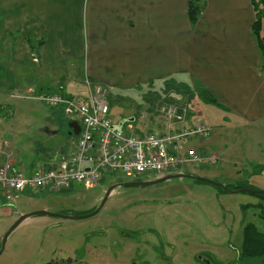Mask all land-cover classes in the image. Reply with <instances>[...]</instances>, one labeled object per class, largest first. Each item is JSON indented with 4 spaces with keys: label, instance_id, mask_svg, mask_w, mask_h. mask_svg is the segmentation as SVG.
<instances>
[{
    "label": "rangeland",
    "instance_id": "obj_1",
    "mask_svg": "<svg viewBox=\"0 0 264 264\" xmlns=\"http://www.w3.org/2000/svg\"><path fill=\"white\" fill-rule=\"evenodd\" d=\"M167 84L180 94L154 80L111 91V120L133 119L129 123L132 133L165 134L162 107H186L192 114L191 124L207 126L209 134L201 140H187L184 151L194 149L206 159H216L207 165L185 164L181 173L230 188L264 192V124L235 120L219 107L199 101L195 94L201 87L187 76L167 80ZM42 88L41 95L63 94L53 87ZM66 88L67 95H86L84 87V94L79 95L72 80ZM3 103L0 164H14L17 172L26 175L38 167H56L62 153L72 152L76 138L69 134L68 124L77 122L75 118L53 112L39 101ZM155 178L106 171L93 189L71 183L60 192L16 194L13 202L0 197V249L21 215L38 211L58 215L35 216L21 223L7 237L0 264L68 260L80 264H197V256H206L214 264H259L241 256L247 225L264 234V198L257 194H231L205 183L176 179L115 188L96 215L81 220L60 217L88 215L98 208L109 188Z\"/></svg>",
    "mask_w": 264,
    "mask_h": 264
},
{
    "label": "crops",
    "instance_id": "obj_2",
    "mask_svg": "<svg viewBox=\"0 0 264 264\" xmlns=\"http://www.w3.org/2000/svg\"><path fill=\"white\" fill-rule=\"evenodd\" d=\"M187 5L188 0H0V107L12 99L38 102L42 87L67 95L70 80L79 95L85 79L112 92L152 80L176 92L167 80L187 76L201 87L197 97L206 90L233 119L264 124V50L252 34L251 0H203L194 25ZM180 109L187 111L185 120L171 130L193 125L190 111Z\"/></svg>",
    "mask_w": 264,
    "mask_h": 264
},
{
    "label": "built area",
    "instance_id": "obj_3",
    "mask_svg": "<svg viewBox=\"0 0 264 264\" xmlns=\"http://www.w3.org/2000/svg\"><path fill=\"white\" fill-rule=\"evenodd\" d=\"M83 97L65 94H45L37 97L43 106L60 111L66 118H75L79 127L74 147L70 153H62L56 167L22 175L14 164L4 162L0 167V197L13 202L16 194L47 191L60 192L71 183H80L85 189H93L101 179V173H121L128 177L155 175L163 177L181 173L185 164H213L215 156L206 159L194 149L184 151L187 140L204 139L209 130L204 125L171 130L172 125L185 120L186 110L168 105L161 109L166 117L168 131L165 134L132 133L128 122L120 128L110 118L109 98L111 90L101 84L83 82ZM124 121V120H122ZM125 127V129H124Z\"/></svg>",
    "mask_w": 264,
    "mask_h": 264
},
{
    "label": "trees",
    "instance_id": "obj_4",
    "mask_svg": "<svg viewBox=\"0 0 264 264\" xmlns=\"http://www.w3.org/2000/svg\"><path fill=\"white\" fill-rule=\"evenodd\" d=\"M251 5L254 11V22L252 24V34L257 43V47L263 53L264 39L261 37V33L264 32V0H251ZM203 8V0H188L187 5V18L191 25H194ZM198 97L205 104L215 105L217 104L215 99L206 90H201L198 93ZM111 105V104H110ZM222 108V107H221ZM229 189L236 190L237 187H228ZM264 198L263 195H258ZM264 220V217L262 218ZM241 256L249 261H257L259 264H264V234L258 232L252 225H247L243 232V243ZM48 264H80L72 263L71 261H62L60 263H48Z\"/></svg>",
    "mask_w": 264,
    "mask_h": 264
},
{
    "label": "water",
    "instance_id": "obj_5",
    "mask_svg": "<svg viewBox=\"0 0 264 264\" xmlns=\"http://www.w3.org/2000/svg\"><path fill=\"white\" fill-rule=\"evenodd\" d=\"M132 121H133V119L121 121V122L118 123L116 128H120L124 123H126V122L130 123ZM68 128L71 129V131H72L71 134L73 136H75V137L78 136L79 127H78V124L76 122L69 123L68 124ZM176 179H189V180H192V181L205 183V184L212 185V186H214V187H216L218 189H221V190H223V191H225L227 193H231V194L238 193V192H246V193H250V194H257V195H263L264 196V192H262V191H253V190H247V189L231 190V189H229L226 186L216 184L214 182H211L209 180L203 179V178H201L199 176H196V175L178 173V174H175V175H167V176H163V177H158L155 180L150 181V182H128V183H122V184L115 185V186L109 188L105 192L104 197L102 198L98 208L95 209V211H93L92 213H90L88 215H84V216H73V217L72 216H60V217L64 218V219H67V220H81V219L90 218V217L96 215L101 210V208L103 207L105 201L111 195V193L113 192V190L115 188H119V187H122V188L145 187V186H151V185H154V184L167 182V181H171V180H176ZM35 216H58V215H54V214H51V213L46 212V211H38V212H33V213L21 215L18 218V220L14 223V225L11 227V229L8 231V233L4 236V238L2 240V243H1L0 254L2 253V251L4 249L5 241H6L7 237L9 236V234L14 229H16L21 223H23L27 219H29L31 217H35Z\"/></svg>",
    "mask_w": 264,
    "mask_h": 264
},
{
    "label": "flooded vegetation",
    "instance_id": "obj_6",
    "mask_svg": "<svg viewBox=\"0 0 264 264\" xmlns=\"http://www.w3.org/2000/svg\"><path fill=\"white\" fill-rule=\"evenodd\" d=\"M71 129H69V134H71ZM73 136V135H72ZM75 137V136H74ZM157 178V177H156ZM155 178V179H156ZM154 179V180H155ZM150 181H153V180H148V181H144V182H150ZM136 182H142V181H136ZM196 261H197V264H214L208 257L206 256H197L196 257Z\"/></svg>",
    "mask_w": 264,
    "mask_h": 264
}]
</instances>
